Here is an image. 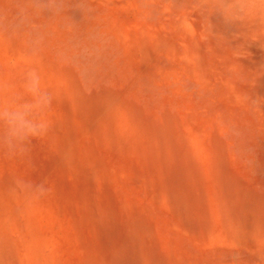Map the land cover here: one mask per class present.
<instances>
[{"label": "rangeland", "instance_id": "obj_1", "mask_svg": "<svg viewBox=\"0 0 264 264\" xmlns=\"http://www.w3.org/2000/svg\"><path fill=\"white\" fill-rule=\"evenodd\" d=\"M29 67L0 264H264V0H0V83Z\"/></svg>", "mask_w": 264, "mask_h": 264}, {"label": "clouds", "instance_id": "obj_2", "mask_svg": "<svg viewBox=\"0 0 264 264\" xmlns=\"http://www.w3.org/2000/svg\"><path fill=\"white\" fill-rule=\"evenodd\" d=\"M53 99L36 67L27 68L18 83H0V147L16 156L23 154L34 139L45 137L51 127ZM29 187L37 195L47 191L43 183Z\"/></svg>", "mask_w": 264, "mask_h": 264}, {"label": "bare ground", "instance_id": "obj_3", "mask_svg": "<svg viewBox=\"0 0 264 264\" xmlns=\"http://www.w3.org/2000/svg\"><path fill=\"white\" fill-rule=\"evenodd\" d=\"M190 47V46H189Z\"/></svg>", "mask_w": 264, "mask_h": 264}]
</instances>
